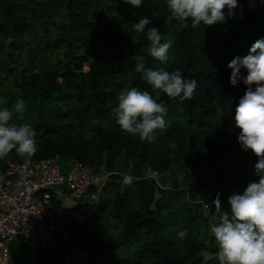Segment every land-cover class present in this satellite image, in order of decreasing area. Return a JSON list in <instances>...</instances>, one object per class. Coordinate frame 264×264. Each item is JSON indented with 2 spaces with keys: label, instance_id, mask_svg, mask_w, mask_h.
<instances>
[{
  "label": "trees",
  "instance_id": "16d2710c",
  "mask_svg": "<svg viewBox=\"0 0 264 264\" xmlns=\"http://www.w3.org/2000/svg\"><path fill=\"white\" fill-rule=\"evenodd\" d=\"M241 4L243 10L231 18L228 36L213 45L205 25L193 29L188 21L184 27L172 17L166 0H142L138 8L123 0H0V35L12 52L24 48L23 36L31 30L32 19H47L55 25L54 17L60 11L66 18L65 24L55 25L58 39L48 43L49 47H65L67 61L56 69L21 71L12 87L11 99L18 98L27 107H36L40 114L47 102L73 100L61 120L43 119L33 124L38 150L30 158L58 155L61 160L75 158L91 168L95 161L107 169L112 167L128 137L116 123L113 109L118 107V93L126 87H135L149 91L158 103L168 108L167 116L171 118L165 132L170 131L171 139L177 143L178 156L184 155L190 142L203 159H209L205 152L209 150L215 161L219 160L210 146L209 129L215 128L221 117L235 126V109L247 89L243 83L246 70L241 69V80L232 86L228 64L237 56H246L254 42L264 38V0H241ZM145 11L157 20L158 27L164 26L165 19L169 20L166 29L172 27L174 33L172 56L166 70L178 69L185 79L196 80L193 98L181 100L152 92L141 75L135 73L138 57L144 58L146 67L157 68V61L147 52L150 42L146 34L133 28L139 22L138 14ZM112 13L114 26L102 29L99 20ZM76 44L85 45L77 62L73 54ZM3 47L4 42L0 41V50ZM86 66L88 70L83 71ZM175 117H180L182 122L178 124ZM135 149L130 150L137 158L132 169L139 175L141 163L149 159V153L147 148ZM168 153L167 149L165 154ZM166 155L155 158L153 170L164 171L177 160L176 156ZM5 162L0 160V168ZM217 171L226 177L222 167L217 166ZM159 187L151 177L134 180L113 198L86 202L89 211L85 218L64 226L60 240L50 249L42 250L26 242L17 243L15 249H22L35 264H68L76 253L90 250L93 244H102L98 232L112 221L119 228L120 245L136 244L142 234L150 238L131 255V260L114 256L107 264H201L199 246L187 238L185 253H180L164 233L165 223L160 213L168 205L156 198ZM52 196V206L57 209L60 201ZM229 197L216 196L222 211L227 210Z\"/></svg>",
  "mask_w": 264,
  "mask_h": 264
},
{
  "label": "rangeland",
  "instance_id": "374dc122",
  "mask_svg": "<svg viewBox=\"0 0 264 264\" xmlns=\"http://www.w3.org/2000/svg\"><path fill=\"white\" fill-rule=\"evenodd\" d=\"M238 3L239 7L235 10L236 13L243 10L241 0H238ZM113 16L114 13L104 15L99 20L102 22V29L114 26V21L111 19ZM225 17L226 21L224 23L206 27L209 33L208 39L213 45L220 44L230 32V22L233 17L228 18L227 12H225ZM137 18L139 21L141 18H148L151 23L146 26L145 31L149 27H156L162 36V43L168 40L172 41L173 28L166 29L168 19H165L163 27H158L157 20L152 16L149 17L147 11L144 14H138ZM32 22L31 30L23 36L26 44L21 52L18 50L12 52L7 46L6 39H3V36L0 35V41L4 42V47L0 50V66L3 75L0 85V97L7 100V106L9 107H12L19 100L18 98L11 99L10 96L13 93L14 82L19 78L21 71L29 72L40 68L56 69L67 61L65 47H49L48 43V40L55 42L58 39V29L55 25L60 26L66 23L62 11L54 17L55 25L47 19L41 18L32 19ZM84 48L85 45H75L73 54L76 62L84 52ZM169 55L172 56L171 49ZM156 65L157 68L162 66L159 62ZM166 66L163 67L166 68ZM86 70H88L87 66L83 68V71ZM72 103L73 100L71 99L62 103L52 100L44 105L42 114L38 112L36 107H27L24 104L25 110L22 114L24 121H20L18 115L14 119L16 122L26 121L32 125L43 119L61 120L62 114L71 108ZM170 118L171 116L167 115L165 117L167 122ZM175 119L178 124L182 122L180 117H175ZM169 132L164 131L152 143L141 142L138 137L127 135V141L120 148V154L113 162L112 167L107 169L103 163L93 162L91 164L92 169L101 172L104 178V183H101L103 185L96 190L98 200L113 198L120 189H123L124 186L121 182L124 174H133L138 179L147 178L149 173L156 168L155 158L165 156L168 149L169 153L166 156L170 158L176 156L177 160L171 162L164 171L159 172V176H161V180L158 179L160 192L156 193V198H160V201L166 202L168 205L160 213L161 219L165 223L164 233L174 241L180 253H185L184 240L188 238V241L199 246L198 255L205 250L211 253L207 264H219L215 257L217 249L215 239L210 233V226L218 219L220 212L217 211L213 202L217 200L216 196H231L233 193L242 194L249 182L253 180L258 182V178L254 175L255 164L258 162L257 157L251 151L245 152L242 150L238 142L240 130L225 122L222 117L215 128L209 129L211 133L209 136L210 146L219 156V160L216 161L209 150H205L209 159H203L190 142L184 155L178 156L176 153L178 145L171 139ZM185 141L187 142L188 139L186 138ZM134 147H136V151H138V148L142 151L147 148L149 153V159L141 163L139 175L132 169L134 164L137 163V158L130 154V150L132 151ZM24 157L13 150L6 158L0 160L15 161ZM217 166L226 170L225 178L219 174ZM66 206H71L68 209L70 216L68 219L61 220L63 214H65ZM80 212V202L64 199L60 208L56 209L55 212L57 225L67 226L69 221L75 223ZM185 229H187L189 235L181 241L178 233ZM118 232L119 228L116 224L109 221L103 226L102 231L98 232L102 244H93L90 250L76 253L74 257L68 260V264H107L114 256L131 260V255L138 250L146 239L150 238L148 235L142 234L140 242L131 246H123L118 244ZM194 232L196 233L195 236L193 235ZM93 242H95V239ZM201 261V264H205L203 257ZM14 264H35V261L32 257L25 255L22 249H16Z\"/></svg>",
  "mask_w": 264,
  "mask_h": 264
},
{
  "label": "clouds",
  "instance_id": "9594fccd",
  "mask_svg": "<svg viewBox=\"0 0 264 264\" xmlns=\"http://www.w3.org/2000/svg\"><path fill=\"white\" fill-rule=\"evenodd\" d=\"M123 2L134 8L142 4V0ZM166 3L173 18L184 27L190 21L193 29L201 24L208 27L224 23V10L227 9L228 18H231L239 7L238 0H166ZM150 23L148 18H141L133 28L137 33L146 34L150 42L147 52L162 66L146 67L144 58L138 57L135 73L141 75L152 92L181 100L193 98L196 80L185 79L178 69L168 71L163 67L171 60L169 52L173 43L171 40L162 43L156 27L145 31ZM228 68L232 86L241 80V69L247 72L243 78L247 89L235 109V127L240 130L238 142L242 150L251 151L257 157L254 175L258 182H249L242 194L233 193L228 198L227 210L221 211L218 199L213 202L220 215L210 226V233L215 239V257L219 264H264V38L254 42L246 56L233 58ZM117 100L118 107L113 113L122 132L138 137L141 142L152 143L166 130L168 108L158 103L149 91L126 87L118 93ZM24 110L22 100L9 107L7 100L0 97V159L13 150L22 157H31L38 150L33 125L14 119L18 115L19 120L24 121ZM188 235L187 229L178 233L181 241ZM200 255L207 264L211 253L205 250Z\"/></svg>",
  "mask_w": 264,
  "mask_h": 264
},
{
  "label": "built area",
  "instance_id": "2783aa9c",
  "mask_svg": "<svg viewBox=\"0 0 264 264\" xmlns=\"http://www.w3.org/2000/svg\"><path fill=\"white\" fill-rule=\"evenodd\" d=\"M2 76L0 66V85ZM158 176L156 170L148 175L160 186ZM103 179L101 172L75 158L61 160L55 155L7 160L0 168V264H14L15 246L19 242L42 250L55 245L64 226L57 225L52 195L80 202L77 220L80 221L89 211L86 202L98 201L96 190L103 185ZM135 179L138 178L132 174H124L122 186Z\"/></svg>",
  "mask_w": 264,
  "mask_h": 264
},
{
  "label": "crops",
  "instance_id": "0c3cea01",
  "mask_svg": "<svg viewBox=\"0 0 264 264\" xmlns=\"http://www.w3.org/2000/svg\"><path fill=\"white\" fill-rule=\"evenodd\" d=\"M66 197H67V196H66ZM66 197L64 198L63 196L60 197L59 195H57L56 200L60 201V206L62 205L64 199H70V200L72 199V198H70V197H67V198H66ZM72 200H74V199H72ZM60 206H59L58 208H60ZM70 207H71V206H66L65 214H63L61 220H62V219H68V218H69L70 215H69V213H68V209H70ZM58 208H57V209H58ZM69 222H71V221H69ZM69 222H68V224H69ZM68 224H67V225H68Z\"/></svg>",
  "mask_w": 264,
  "mask_h": 264
}]
</instances>
